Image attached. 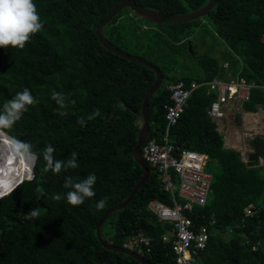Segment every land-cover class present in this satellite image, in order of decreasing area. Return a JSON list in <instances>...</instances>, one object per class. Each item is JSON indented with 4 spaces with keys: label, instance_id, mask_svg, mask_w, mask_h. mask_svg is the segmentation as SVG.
Instances as JSON below:
<instances>
[{
    "label": "trees",
    "instance_id": "16d2710c",
    "mask_svg": "<svg viewBox=\"0 0 264 264\" xmlns=\"http://www.w3.org/2000/svg\"><path fill=\"white\" fill-rule=\"evenodd\" d=\"M123 1L34 0L44 28L24 49H0V106L25 88L34 97L22 119L1 131L30 143L36 154L33 178L0 196V264H142L104 248L97 236L105 213L125 201L144 174L134 158L143 126L138 113L156 80L154 71L107 50L97 38L98 26ZM134 1L165 17L208 3ZM104 34L118 49L145 59L163 74L164 84L150 101L149 140H161L165 133L169 87L181 81L188 87L199 85L171 133L178 152H198L217 164L207 204L188 213L196 227L210 231L196 264H264V166L257 152L264 151V141L253 142L262 148H256L251 163L226 149L208 113L213 99L206 85L229 74L255 83L244 106L252 112L264 108V0H217L209 15L186 23L154 24L126 9ZM208 37L224 47L222 57L196 49L195 42ZM53 91L64 95L63 106L52 99ZM48 145L57 160L76 153L79 167L54 174L42 158ZM148 166L150 179L125 209L107 219L103 236L112 245H128L151 264H176L170 245L162 240L169 226L149 209L153 202L173 206L172 194L164 190L157 169ZM92 173L98 178L95 197L80 206L68 204L66 179L78 182ZM174 179L178 183L176 175ZM100 199L107 203L97 210ZM251 206L255 214L246 216ZM106 227L113 231L105 232ZM140 232L151 239L150 252L137 244Z\"/></svg>",
    "mask_w": 264,
    "mask_h": 264
},
{
    "label": "built area",
    "instance_id": "2783aa9c",
    "mask_svg": "<svg viewBox=\"0 0 264 264\" xmlns=\"http://www.w3.org/2000/svg\"><path fill=\"white\" fill-rule=\"evenodd\" d=\"M206 85L209 93L215 95L208 113L216 122L225 119V108L231 101L240 104L250 102L252 89L256 87L255 83L233 78H214ZM198 87L196 82L188 87L183 81L169 87L171 104L166 106L165 133L161 140L148 138L142 148L145 161L157 169L164 190L172 194L173 206L153 202L149 209L162 224L169 226L162 240L170 245L176 264H196L210 239L209 228L196 227L195 221L188 215L195 206L204 207L210 197L213 177L206 171L208 157L189 150L178 152L171 139L172 130L179 125L189 99ZM175 175L178 183L175 182ZM254 210L253 206L248 208L246 216H254ZM136 242L150 252L151 239L142 232L137 235ZM124 248L130 249L128 245Z\"/></svg>",
    "mask_w": 264,
    "mask_h": 264
},
{
    "label": "clouds",
    "instance_id": "9594fccd",
    "mask_svg": "<svg viewBox=\"0 0 264 264\" xmlns=\"http://www.w3.org/2000/svg\"><path fill=\"white\" fill-rule=\"evenodd\" d=\"M43 28L44 24L34 0H0V49H24L32 37ZM52 99L58 105L63 106L64 95L62 93L53 91ZM33 103L34 97L29 89L25 88L23 91L17 92L12 99L0 106V130L11 129L22 119ZM96 115H99V110L96 111ZM79 123L83 126L86 122L81 119ZM17 150L20 155L28 159H32L36 155L28 142L15 141L13 151ZM54 151L55 149L48 145L42 154L47 169L54 174H59L62 170L79 167L76 153H72L66 161H61L55 158ZM97 179L94 173L87 175L78 182H74L71 177H68L65 182V187L70 189L65 197L67 203L72 206H80L85 203L86 199L95 197ZM56 199H61V197L57 195ZM106 203V199H100L96 202L95 208L97 210L104 209Z\"/></svg>",
    "mask_w": 264,
    "mask_h": 264
},
{
    "label": "water",
    "instance_id": "95a60500",
    "mask_svg": "<svg viewBox=\"0 0 264 264\" xmlns=\"http://www.w3.org/2000/svg\"><path fill=\"white\" fill-rule=\"evenodd\" d=\"M216 6H217V0H208V3L204 7L194 12L183 14V15H173V16L165 17V16H162L155 8H152V9L144 8L143 6L136 4L134 0H125L119 5H117L116 7H114L97 28L96 35L103 47L113 52L114 54L119 55L122 58L142 64L156 73V80L154 84L151 86V88L149 89V91L147 92L144 98V101H143L142 110L140 113H138V115L143 119V126H142V130L137 140V146L134 150V158L137 161V163L142 166L144 170V174L140 182L130 192L126 200L123 201L118 206L112 209H109L105 213L102 220L99 222L97 226V236H98L100 243L102 244L104 248L110 251H113V252H118V253L131 256L137 259L142 264H151V263L146 261L141 255H139L138 253L134 252L131 249H127L124 247H118V246L112 245L109 242H107L103 236V226L111 215H113L114 213L118 211L125 209L133 201L138 191L144 186V184L151 177L152 170L149 168L147 162L145 161L143 157L142 148L150 135V101L152 97L161 89L165 80H164L161 70L158 67L150 64L149 62H147L145 59L141 57L129 55L128 53L121 51L116 46H114L111 42H109V40L106 38L104 34V29L106 26H108L112 22V20L118 14H120L122 11L126 9H131L134 13L138 15V17H140L141 19L147 22L154 23V24H163V23H186V22H191V21L202 19L206 17L207 15H209V13L212 10H214ZM189 47H190V51L193 53L192 46L190 45ZM212 99H215V95H212ZM116 107L117 105L115 106V108ZM5 134L8 135L7 133ZM8 136L11 137L10 135ZM11 138L14 139L13 137ZM14 140L17 141L16 139ZM32 176H34V171H33Z\"/></svg>",
    "mask_w": 264,
    "mask_h": 264
},
{
    "label": "crops",
    "instance_id": "0c3cea01",
    "mask_svg": "<svg viewBox=\"0 0 264 264\" xmlns=\"http://www.w3.org/2000/svg\"><path fill=\"white\" fill-rule=\"evenodd\" d=\"M228 79H232L228 77ZM245 104L231 101L225 108L226 117L220 122H213L219 126V132L224 133V144L226 149L244 152L248 150L246 141H251L249 137L254 135L252 146L256 152V148L261 150V146H255L253 142L257 138L264 139V108L258 107L256 112L249 111L245 108ZM218 129V127H217ZM250 143V144H251ZM242 154V153H241Z\"/></svg>",
    "mask_w": 264,
    "mask_h": 264
},
{
    "label": "bare ground",
    "instance_id": "6f19581e",
    "mask_svg": "<svg viewBox=\"0 0 264 264\" xmlns=\"http://www.w3.org/2000/svg\"><path fill=\"white\" fill-rule=\"evenodd\" d=\"M14 147L15 140L0 131V194L13 189L22 179H28L33 173L36 158L28 159L20 155L18 150L13 151Z\"/></svg>",
    "mask_w": 264,
    "mask_h": 264
},
{
    "label": "rangeland",
    "instance_id": "374dc122",
    "mask_svg": "<svg viewBox=\"0 0 264 264\" xmlns=\"http://www.w3.org/2000/svg\"><path fill=\"white\" fill-rule=\"evenodd\" d=\"M206 24H209L207 21H204ZM214 37H208L207 39H205V41H203V39H200V40H197L195 43H196V49L200 52V53H203V52H211V54H213L214 56H217V57H222V54H223V51H224V47L223 46H220L216 41H214L213 39ZM229 64H226L225 67H228ZM228 77H231V75L229 74ZM218 127V130H219V126L217 125ZM222 133V132H220ZM224 135V133H222ZM255 138L254 135H251L249 137V139L251 141H246L247 143V148L248 150L244 151V152H241L242 154V160L246 163H251V156L254 155L256 152L254 151L253 149V146H252V140ZM262 138L264 139V135L262 136ZM251 143V144H250ZM260 155V158L258 159V163L260 166H264V151H257ZM263 156V157H261ZM36 163V162H35ZM217 169V164L216 162H213L212 160L208 159L207 160V165H206V171L210 174L213 173V171H215ZM33 174V173H32ZM32 174L31 176H29L28 179H30L32 177ZM213 175V174H212ZM22 180H27V179H22ZM12 190V189H11ZM11 190L7 191L6 193L10 192ZM5 194V193H4ZM3 194H0V196H2ZM113 230L110 229L109 227H106L105 228V232H112Z\"/></svg>",
    "mask_w": 264,
    "mask_h": 264
}]
</instances>
